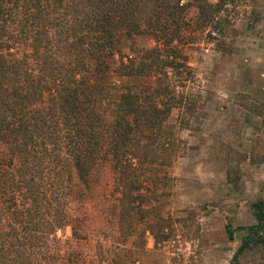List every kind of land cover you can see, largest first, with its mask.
<instances>
[{
  "label": "trees",
  "instance_id": "16d2710c",
  "mask_svg": "<svg viewBox=\"0 0 264 264\" xmlns=\"http://www.w3.org/2000/svg\"><path fill=\"white\" fill-rule=\"evenodd\" d=\"M254 5L0 0V264H125L148 234L170 238L164 189L195 107L186 51L204 35L235 52L236 19L254 29ZM250 210L229 264H264V198Z\"/></svg>",
  "mask_w": 264,
  "mask_h": 264
},
{
  "label": "rangeland",
  "instance_id": "374dc122",
  "mask_svg": "<svg viewBox=\"0 0 264 264\" xmlns=\"http://www.w3.org/2000/svg\"><path fill=\"white\" fill-rule=\"evenodd\" d=\"M251 9L259 20L244 31L247 18L236 19L235 52L217 51L204 35L186 51L193 74L185 101L195 107L185 112L189 126L177 131L186 150L168 169L164 189L173 234L159 243L148 234L142 251H124L125 264H229L239 245L237 228L253 222L250 204L264 198V0L243 10ZM148 40L138 42L146 46ZM8 218L0 210V225ZM227 224L235 230L232 239ZM57 234L67 241L70 226Z\"/></svg>",
  "mask_w": 264,
  "mask_h": 264
},
{
  "label": "built area",
  "instance_id": "2783aa9c",
  "mask_svg": "<svg viewBox=\"0 0 264 264\" xmlns=\"http://www.w3.org/2000/svg\"><path fill=\"white\" fill-rule=\"evenodd\" d=\"M59 232H60V230L57 231V233H59Z\"/></svg>",
  "mask_w": 264,
  "mask_h": 264
}]
</instances>
